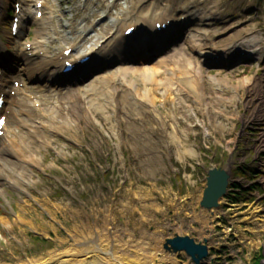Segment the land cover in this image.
I'll return each mask as SVG.
<instances>
[{
    "label": "rangeland",
    "instance_id": "obj_1",
    "mask_svg": "<svg viewBox=\"0 0 264 264\" xmlns=\"http://www.w3.org/2000/svg\"><path fill=\"white\" fill-rule=\"evenodd\" d=\"M6 1L0 38L14 52L16 45L6 41L7 14L18 0ZM35 1L28 0L24 7L33 17ZM188 1L191 5L186 10ZM206 1L208 6L205 0H48L50 35L38 41L44 43L50 58L75 39L83 40L85 34L89 40L80 42V53L101 41L102 30L112 31L111 37L127 11L128 18L164 13L162 19L175 23L170 32L177 38L175 44L163 45L182 48L190 68L179 64L155 73L153 61L160 57V49L150 53L157 43L151 41L150 55L140 52L143 58L133 56L136 60L131 64L100 68L112 57L98 55L100 69L72 88L24 77L42 105L36 108L44 114L42 119L59 117L57 123L64 119L73 132L58 145L52 144L53 134L49 140L44 138L49 133L39 136L31 150L34 163L21 170L24 186L3 187L0 264H29L59 257L67 250H73L72 255L81 252L90 261L98 246L108 264H194L184 253L163 250L165 240L175 236L208 247L209 257L201 264H251L257 253L264 264V174L261 179L255 177L264 170L260 166L264 90L254 81L264 68V0ZM215 7L218 14L212 21L204 26L195 22L200 11L213 12ZM189 14L195 17L180 21ZM217 21L228 25L223 29ZM36 28L30 27L22 44L33 41ZM240 30H255L261 53L253 55L240 48L238 37L227 42ZM203 35L214 37L205 41ZM187 38L195 41L191 48L183 45ZM200 44L206 52L193 47ZM214 54L222 57L223 66L205 64L206 56ZM240 55L247 59L230 60ZM35 65L41 67L42 60ZM9 67L26 70L24 63ZM126 67L136 72L120 76ZM191 71L198 86L184 83ZM108 77L109 83L98 87L97 95H85L87 107L92 108L88 115L71 121L56 99ZM213 168L228 171L235 187L211 213L200 209L199 203ZM233 201L237 204L231 206ZM82 213L84 218L77 216ZM34 237L48 243L35 242ZM87 241L93 244L75 246Z\"/></svg>",
    "mask_w": 264,
    "mask_h": 264
},
{
    "label": "bare ground",
    "instance_id": "obj_2",
    "mask_svg": "<svg viewBox=\"0 0 264 264\" xmlns=\"http://www.w3.org/2000/svg\"><path fill=\"white\" fill-rule=\"evenodd\" d=\"M47 2H44V6L42 8L43 17L38 20L36 19L37 10L35 13V16L33 17L31 13H25L24 8L21 10L22 14L20 17V24H19V33L17 37L12 38L10 33L9 36L6 37L8 41H13L14 44H16V50L14 52L7 51L4 48V43L2 39L0 38V65L3 67H8L10 64H18V63H24V67L26 70H15L13 75L8 78L4 79V87L0 90V93H3L5 96V104L4 108L0 110V114L4 115L5 111H9L11 114L10 122L6 126V136L5 139L2 140L0 147V151L3 150V154L0 155V195L4 191L3 187L5 186H11L16 189L21 188L24 186L25 182H23V175L24 172H21L24 165H29L34 163V160L32 158L31 150L35 141L39 136H44V133H49V135H45L44 138L49 140L52 139V134L54 137V140L52 141V144L58 145L61 143L62 140H66V136H70L73 132V128L69 126L68 121H65L62 119L60 123H57L56 117H46V119H42L43 116L38 112V110L34 109V104L30 102L29 99H26L25 93L34 95L32 92H28L23 89H15L11 82H20L24 83V77L27 78L28 81H33V79H38V81L45 79L46 75L50 72L55 75V77L65 78L64 76L60 75L62 64L58 61V56H55L53 58H50L47 54L46 56H43V62L41 67H36L37 61L40 59V53L46 52L47 49H45L44 43H41L38 41L40 37H46L50 34L48 33L49 26L48 22L50 19L48 18V14L44 13L46 9L45 5ZM8 2L5 0H0V23L3 20V12L6 11V6ZM206 6H208V1L205 0ZM191 5V1H188L184 7V9L187 10L189 6ZM23 7L28 6L25 5V2H23ZM218 14V10L215 7V11H200L199 16L195 17L193 14L187 15V18H194L195 22L198 24L204 26L205 23L208 21H212V18ZM125 17H122L124 22L121 24V26L117 29V31L113 36L110 37V34H112V31L109 33V29L106 28V30H102V36L101 41H105L104 45L100 49H97L96 46H92L89 50V53H86L85 55H92V58H95L98 55H110L113 58V61L110 63L109 61L105 63L102 67H110L111 64L114 62V64H121L126 65L128 63H132L134 59L133 56H138V58H143V53L145 51V57L150 55L148 54L147 45L150 41L154 40L153 38V31L150 32H139L137 31L133 36L130 38H125L123 36L124 31L131 27L136 26V28H148L150 27L151 30L154 29V25L157 22L160 23H166L168 19H162L164 20L161 22L162 16H164V13L156 14V15H144V16H134L131 18H128V15L130 13L127 11L125 12ZM123 15V16H124ZM157 18V19H156ZM132 22V23H131ZM131 23V24H130ZM219 25L223 27V29L228 25L227 22H221L217 21ZM260 23L256 25V28L260 27ZM36 26V30H34V39L32 42L24 43V47H22V40L24 37H26L29 34L30 27ZM234 31V29H233ZM231 31V32H233ZM165 33V32H164ZM164 33L162 32L161 36H159L156 41L161 42V40L164 37ZM86 35L83 37V40H89L86 38ZM109 36V37H108ZM114 37V38H113ZM205 41L211 40L214 36H202ZM238 37L242 43L239 44V47L250 51L253 55H258L261 53L260 48V42L258 40L257 34L255 30H252L249 32L248 30H240L238 32H235V35L228 39L227 42H233L234 38ZM209 39V40H208ZM79 40V41H78ZM80 39H75L73 44L70 46V48H75L80 44ZM67 42V41H65ZM54 43V42H53ZM200 43V42H199ZM31 45V49H27V45ZM195 44V41L193 39H187L183 45L187 46L188 48H191V46ZM132 45L133 48H130L129 46ZM156 48L161 47L160 43H156ZM236 46V45H234ZM193 47H199L202 52H206V49L202 44L195 45ZM192 47V48H193ZM47 48V46H46ZM205 49V50H204ZM86 52H88L86 50ZM201 54V53H200ZM108 56V57H110ZM185 52L182 48H176L172 49L171 52H168L167 55L162 57L160 60V65L155 66V73H159L161 68H173L175 66H179V64L186 65V69L190 68L189 61L187 60V56L185 57ZM217 56L216 54L207 57H214ZM82 57V56H81ZM134 58V59H133ZM77 60V58H75ZM93 60H90V62L85 66L83 69H88L90 66H92ZM129 66V65H128ZM177 68V67H176ZM141 70H144L143 68H139ZM10 71L11 69H7ZM136 72V68L133 67H126L123 68L121 71H119L120 76H126L128 73L134 74ZM187 72V70H186ZM24 73V75H22ZM191 73H193L191 71ZM20 74V75H19ZM187 76V73H185ZM60 75V76H59ZM196 73H193L189 78L184 80V83H189L193 86H198L195 83L194 77ZM257 77L254 79L256 86H259L261 90H264V68L262 69L261 75L256 74ZM88 78H84V80L75 81L72 77H70V81L74 82L76 84H82L83 82H86ZM9 80V82L7 81ZM108 79L100 78L98 80H95L91 82L86 89H77L74 90L67 95H65V99H61V96L59 99H56L60 102H62L63 111H67L68 115L70 116V119H79L82 118L89 113L92 110V108L87 107V99L85 95L88 93H93L97 95L98 87H102V85L108 84ZM15 92V96H11V92ZM264 96V91L262 93ZM64 102V103H63ZM264 106V103L262 104ZM25 112L24 115H22V112ZM46 114V112H44ZM85 114V115H83ZM44 115V114H43ZM42 120L44 122L42 123H48L51 126H47L44 130H42L41 127L36 126V121ZM18 121H21L22 124H18ZM79 120H77L78 122ZM56 125V126H52ZM26 130L27 132L25 133ZM34 130L36 131V136L31 137L30 131ZM72 136V135H71ZM5 142L10 143L9 148H6ZM16 159V161H14ZM19 163H18V162ZM78 217L84 218L85 214H77ZM98 218V217H97ZM96 218V219H97ZM87 244H93V241H87V242H81L76 244V247H84ZM89 249H93V246L89 247ZM99 250H94L96 252H92V254L96 253V256H94L90 261H86V255H83L81 252H78L80 255H72L73 250H67L64 253H61L60 256H49V259L47 260H39L37 262H29V264H108L107 259L100 257L103 256L102 253V246H98ZM106 255V253H105ZM56 258V259H55ZM82 258V260H81ZM119 264H122L121 262ZM132 264V263H131ZM158 264H161L160 262Z\"/></svg>",
    "mask_w": 264,
    "mask_h": 264
},
{
    "label": "water",
    "instance_id": "obj_3",
    "mask_svg": "<svg viewBox=\"0 0 264 264\" xmlns=\"http://www.w3.org/2000/svg\"><path fill=\"white\" fill-rule=\"evenodd\" d=\"M228 180L229 174L222 169H212L208 172L206 186L199 203L201 209L209 211L219 207L220 199L226 195ZM163 249L169 254L183 252L194 264H201L208 257L207 247L197 244L189 237L175 236L173 239H167Z\"/></svg>",
    "mask_w": 264,
    "mask_h": 264
},
{
    "label": "trees",
    "instance_id": "obj_4",
    "mask_svg": "<svg viewBox=\"0 0 264 264\" xmlns=\"http://www.w3.org/2000/svg\"><path fill=\"white\" fill-rule=\"evenodd\" d=\"M33 240L35 242H39V243H43V244H47L48 241L47 240H44V239H41V238H38V237H34ZM251 264H262L261 263V255H257L253 258Z\"/></svg>",
    "mask_w": 264,
    "mask_h": 264
}]
</instances>
